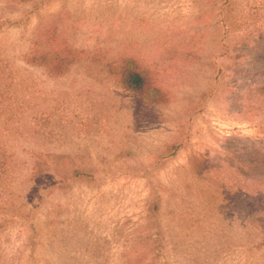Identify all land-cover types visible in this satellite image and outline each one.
<instances>
[{"label": "rangeland", "instance_id": "obj_1", "mask_svg": "<svg viewBox=\"0 0 264 264\" xmlns=\"http://www.w3.org/2000/svg\"><path fill=\"white\" fill-rule=\"evenodd\" d=\"M52 22L87 53L60 76L23 58ZM120 55L165 106L119 87ZM258 85L264 0H0V264H264Z\"/></svg>", "mask_w": 264, "mask_h": 264}, {"label": "trees", "instance_id": "obj_2", "mask_svg": "<svg viewBox=\"0 0 264 264\" xmlns=\"http://www.w3.org/2000/svg\"><path fill=\"white\" fill-rule=\"evenodd\" d=\"M20 4L29 5L34 10H39L48 0H19ZM69 41L60 36L59 25L55 22L40 23L34 32L29 51L23 58L27 63L43 67L52 76L65 74L70 68L78 63L86 55L83 50L71 46ZM224 55V53H223ZM107 73L119 85V87L145 100L148 105L153 107H162L167 104L168 97L164 90L159 86L155 68L142 63L140 60L129 55H120L104 63ZM255 89L256 94L264 98V85H258L255 88H248L250 92ZM166 149L168 146H165ZM171 151L168 155L172 156L177 150V146L170 144ZM168 150V149H167ZM7 157V151L0 147V191L4 192L6 187V178L8 166L4 159ZM74 176L80 175L82 168L73 167ZM72 176V177H74ZM2 199V197L0 198ZM154 207V204L152 205ZM3 206H0L2 208ZM1 228V224H0Z\"/></svg>", "mask_w": 264, "mask_h": 264}]
</instances>
